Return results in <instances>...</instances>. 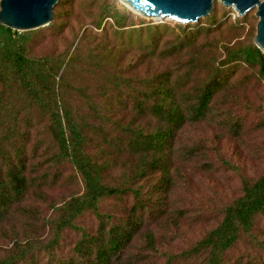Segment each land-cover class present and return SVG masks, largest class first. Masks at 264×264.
<instances>
[{"label":"trees","instance_id":"obj_1","mask_svg":"<svg viewBox=\"0 0 264 264\" xmlns=\"http://www.w3.org/2000/svg\"><path fill=\"white\" fill-rule=\"evenodd\" d=\"M66 1L58 0L48 25L57 34L70 15L63 10ZM95 18L94 31L80 27L66 48L44 55L34 53L42 28L17 32L0 25V233L13 218L25 226L21 235L13 233L0 264H139L125 255L127 248L141 235L145 247L156 251L152 232L141 230L167 214L179 162L207 149L199 142L179 148L181 128L210 117L237 66L256 68L264 80V54L253 44L224 46L220 58L202 57L200 36L214 55L208 37L219 26L213 16L177 24L175 38L160 49V39L149 34L154 26L140 37L142 29L126 25L107 4ZM106 18L113 22L107 29ZM128 47H134V60L127 58ZM183 50L190 52L184 61ZM169 58L174 64L161 68ZM153 60L158 65L138 71ZM240 128L230 124V131ZM65 172L64 181H80V194L60 206L48 201L51 214L43 215L37 202L46 201ZM105 202L120 211L102 212ZM87 213L96 219L93 232L77 224ZM262 216L264 172L242 179L240 196L224 206L219 223L189 249L167 255L164 264H264V238L255 231ZM26 226L35 230L34 238ZM46 226L50 236L40 241L37 232ZM64 230L79 237L63 257L58 250ZM245 240L255 253L227 261L226 254Z\"/></svg>","mask_w":264,"mask_h":264},{"label":"rangeland","instance_id":"obj_2","mask_svg":"<svg viewBox=\"0 0 264 264\" xmlns=\"http://www.w3.org/2000/svg\"><path fill=\"white\" fill-rule=\"evenodd\" d=\"M103 4L108 5L111 13L123 16L126 25L141 28L140 37L147 35L145 30L147 26L156 27L149 34L160 39L159 49L178 33L177 23L167 19L140 17L119 0H67L63 7V10L70 12L69 17L65 19L66 27L61 34L52 32L49 26L43 27L41 30L43 40L35 48L34 53L44 55L62 51L79 34L80 27L94 31L91 24L97 21L95 16L100 13ZM255 12L256 9L253 8L246 15L239 16L232 7L226 8L220 0H215L210 14L198 20L203 22L213 16L216 25L219 26L208 37V40H214L211 43L214 55L208 54L207 44L204 43L202 36L197 39L198 45L205 46L201 51L202 57L211 55L220 58L224 46L231 48L253 44L258 21ZM109 25L113 26V22L106 18L102 26L107 29ZM132 39H135V36H132ZM188 55L190 52L183 50L179 53V58L184 61ZM127 58L134 60V47H128ZM160 62L162 68L174 64V59L169 58ZM156 65L157 61H146L138 67V71L142 72ZM225 93L222 94V97L226 96L225 98H221L219 94L214 100L209 118L196 125L186 124L179 131V148L199 142L204 143L207 149L179 162V173L174 175L175 185L167 199V214L141 230L152 232L156 251L145 247L141 235L136 236L127 248L125 255L140 259L139 264H164L167 255L179 254L189 249L202 235L219 223L224 206L240 196L242 179L253 180L264 172V80L260 79L256 68L240 65L229 79ZM234 122L241 126L237 132L230 131V124ZM67 174L69 173H63L59 184L47 191L46 201L37 202L36 206H39L43 215L51 214L48 201L60 206L70 195L80 194L82 187L80 181L76 178L64 181ZM30 203L32 204V201ZM101 210L109 214L120 211L111 202L102 204ZM77 224L93 232L96 228V219L87 213L77 220ZM26 228L27 235L34 238L35 230L27 226ZM24 229L25 226L20 225V219L13 218L6 224L5 234L0 233V254L11 247L13 233L21 235ZM255 231L259 239L264 238V216L256 220ZM37 235L40 241H46L50 236L49 227L39 230ZM78 237L79 233L64 230L60 237L58 253L66 256ZM246 253L247 256L255 253L247 240L241 241L235 249L229 251L226 259L231 263H237L245 259ZM172 264H200V260L176 259Z\"/></svg>","mask_w":264,"mask_h":264},{"label":"water","instance_id":"obj_3","mask_svg":"<svg viewBox=\"0 0 264 264\" xmlns=\"http://www.w3.org/2000/svg\"><path fill=\"white\" fill-rule=\"evenodd\" d=\"M132 12L149 19H167L177 24L196 23L213 9L215 0H119ZM58 0H0V25L17 32L32 31L48 26ZM232 7L239 16L255 8L256 33L254 46L264 54V0H220Z\"/></svg>","mask_w":264,"mask_h":264},{"label":"bare ground","instance_id":"obj_4","mask_svg":"<svg viewBox=\"0 0 264 264\" xmlns=\"http://www.w3.org/2000/svg\"><path fill=\"white\" fill-rule=\"evenodd\" d=\"M120 3H122V2H120ZM123 4V3H122ZM124 6H126L125 4H123ZM127 7V6H126ZM128 8V7H127ZM153 19H155V18H153Z\"/></svg>","mask_w":264,"mask_h":264}]
</instances>
